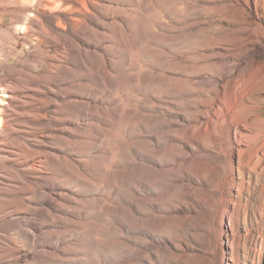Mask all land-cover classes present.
I'll list each match as a JSON object with an SVG mask.
<instances>
[{"label":"rangeland","instance_id":"rangeland-1","mask_svg":"<svg viewBox=\"0 0 264 264\" xmlns=\"http://www.w3.org/2000/svg\"><path fill=\"white\" fill-rule=\"evenodd\" d=\"M0 264H264V0H0Z\"/></svg>","mask_w":264,"mask_h":264},{"label":"bare ground","instance_id":"bare-ground-1","mask_svg":"<svg viewBox=\"0 0 264 264\" xmlns=\"http://www.w3.org/2000/svg\"><path fill=\"white\" fill-rule=\"evenodd\" d=\"M0 96H2L3 98H9L7 95H0ZM6 102H5V100H0V105L2 104V105H4Z\"/></svg>","mask_w":264,"mask_h":264}]
</instances>
